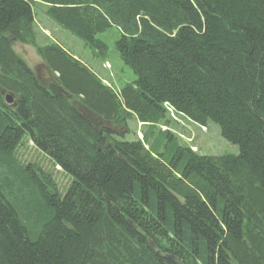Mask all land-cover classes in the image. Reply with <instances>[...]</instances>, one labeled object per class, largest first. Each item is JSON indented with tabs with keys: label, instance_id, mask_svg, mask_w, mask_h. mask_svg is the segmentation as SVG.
Wrapping results in <instances>:
<instances>
[{
	"label": "trees",
	"instance_id": "trees-1",
	"mask_svg": "<svg viewBox=\"0 0 264 264\" xmlns=\"http://www.w3.org/2000/svg\"><path fill=\"white\" fill-rule=\"evenodd\" d=\"M35 2L94 56L110 30L134 78L114 91L36 44ZM11 38L35 44L56 84ZM0 86L14 101L0 94V264H264V0H0ZM78 105L135 116L142 139L97 133ZM167 107L217 124L238 152L200 154L161 130ZM26 141L49 169L21 159Z\"/></svg>",
	"mask_w": 264,
	"mask_h": 264
},
{
	"label": "rangeland",
	"instance_id": "rangeland-1",
	"mask_svg": "<svg viewBox=\"0 0 264 264\" xmlns=\"http://www.w3.org/2000/svg\"><path fill=\"white\" fill-rule=\"evenodd\" d=\"M33 12L36 44L58 43L75 59L89 68L103 84L111 87L114 91H117L123 83L129 82L134 78L132 71L120 61L114 50L113 38H111L114 34L110 30L100 34V37L107 42L108 49L104 57H97L91 53L81 39L68 31L60 29L45 16L44 5L35 2L33 4ZM11 39L13 40V49L33 71L36 78L43 84H49L48 81L52 83L54 76L51 71H46L45 64L38 55L35 44L32 42L14 41L15 38ZM9 103L14 105L13 99ZM167 109H169L167 117L170 118V124L167 127L159 125V128L161 130H170L181 142L189 144L193 150L198 151L200 154L208 155L238 152L237 145L221 136L217 124L210 122L206 126L198 125L188 118L175 113L170 107H167ZM111 127L115 129L113 133L116 138L127 140L142 139V131L146 129V125L135 116L128 118L126 121L111 123ZM18 152L21 159L25 162L39 163L45 169H49L51 166L48 157L35 149L31 141L24 142ZM55 168L59 170L58 167ZM55 174L59 183L64 185L67 180L66 175L62 171H58Z\"/></svg>",
	"mask_w": 264,
	"mask_h": 264
},
{
	"label": "water",
	"instance_id": "water-1",
	"mask_svg": "<svg viewBox=\"0 0 264 264\" xmlns=\"http://www.w3.org/2000/svg\"><path fill=\"white\" fill-rule=\"evenodd\" d=\"M45 69H47L46 66ZM46 71H48V69ZM52 83L56 84L54 79L52 80ZM0 94L4 95V98L7 103L12 101V95L10 93L5 92V89L1 86H0ZM66 96L69 97L70 95L66 94ZM77 109L82 115V117L91 124L92 128L97 133L102 134L103 128H106L108 131L113 132V129L111 127V122L109 120L104 119L102 116L98 115L96 112L87 108L84 105H78ZM168 258H171L176 261V258L174 256H168Z\"/></svg>",
	"mask_w": 264,
	"mask_h": 264
},
{
	"label": "bare ground",
	"instance_id": "bare-ground-1",
	"mask_svg": "<svg viewBox=\"0 0 264 264\" xmlns=\"http://www.w3.org/2000/svg\"><path fill=\"white\" fill-rule=\"evenodd\" d=\"M166 106H167V105H166ZM109 121H110V120H109ZM110 122H111V121H110ZM114 130H115V129H113V132H114ZM104 131H108V130H107L106 128H103V132H104ZM108 132H111V131H108ZM125 132H126V131H125ZM115 133H116V132H115ZM115 135H117V134H115ZM124 135H125V134H124ZM58 167H59V166H58Z\"/></svg>",
	"mask_w": 264,
	"mask_h": 264
},
{
	"label": "flooded vegetation",
	"instance_id": "flooded-vegetation-1",
	"mask_svg": "<svg viewBox=\"0 0 264 264\" xmlns=\"http://www.w3.org/2000/svg\"><path fill=\"white\" fill-rule=\"evenodd\" d=\"M40 67H42V66H40ZM44 67V66H43ZM46 76H48L47 74H45ZM49 82V84L51 83L50 81H48Z\"/></svg>",
	"mask_w": 264,
	"mask_h": 264
}]
</instances>
